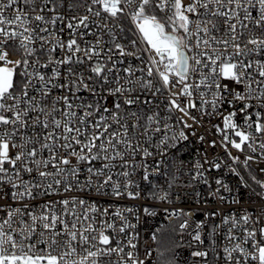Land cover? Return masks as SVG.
Wrapping results in <instances>:
<instances>
[{"label":"snow or ice","instance_id":"snow-or-ice-1","mask_svg":"<svg viewBox=\"0 0 264 264\" xmlns=\"http://www.w3.org/2000/svg\"><path fill=\"white\" fill-rule=\"evenodd\" d=\"M64 4L0 0V264H145L136 234L126 231L135 225L120 211L76 196L46 200L38 212L29 201L61 189L111 188L120 197L136 167L150 178L147 165L135 163L138 155L188 140L186 130L205 118L218 120L212 127L233 163L240 158L232 149L264 150V0H67L62 12ZM124 20L133 34L126 42ZM55 89L67 94L53 96ZM81 91L112 97L111 107L80 100ZM253 159L242 163L249 167ZM203 167L195 165L193 179L203 178ZM189 226L185 220L180 228ZM222 226L224 264H264V219L224 217L213 232ZM204 227L195 223L198 244Z\"/></svg>","mask_w":264,"mask_h":264},{"label":"built area","instance_id":"built-area-1","mask_svg":"<svg viewBox=\"0 0 264 264\" xmlns=\"http://www.w3.org/2000/svg\"><path fill=\"white\" fill-rule=\"evenodd\" d=\"M66 4L67 0H65L64 7L60 11L68 12ZM122 26L124 31L121 32V36L126 42L128 39L133 38V34L128 31L129 25L126 20L122 21ZM57 27H60V25ZM62 36L67 39V30ZM87 39L91 40L92 37H87ZM104 39L107 40L108 38L104 37ZM54 55L58 58L59 51ZM129 61H131V58H129ZM78 70L84 71V68L78 66ZM42 71H48L51 74L50 69ZM85 75H87L86 72ZM63 94H67V92L61 89H55L53 92V96ZM76 95L82 101L93 102L98 100L102 105L108 107H111L113 100L112 97L104 100L99 94L91 96L84 91ZM160 99L163 101V96ZM80 100H75V102L79 103ZM148 107L142 106V110L147 111ZM160 111L163 114V103L160 104ZM179 115V113H176L175 117H179ZM193 115L199 117L200 113L193 110ZM188 122L193 123L190 120ZM215 123H218V120L213 117L211 121L205 118L200 124H193L192 129L186 130L188 140L171 143L167 148L161 146L157 149L145 144V147H149L154 155L143 158L141 153L135 158V163L137 165L141 163L147 165L150 178L147 181L144 180L142 178L145 174L144 168L136 167L131 177L133 183L127 190L122 188L124 194L120 197L112 195L111 188L106 189V194L87 189L83 193L79 191L64 193L61 189L59 195H38L36 200L29 201L32 205L31 210L38 212L40 210L39 206L49 199L58 200L73 196L90 199V202H95L101 209L107 208L111 213L120 211L129 224L135 225L134 228H128L126 231L136 234L137 239L135 242L138 245V254L141 259L145 260V264H158L159 231L167 225H173V229L177 231L175 255L178 264H224L223 259L220 257L223 255V246L227 243L224 238L227 226H222L216 232H213L214 226L221 225L224 217L235 216L238 218L245 214L251 215L254 219L256 217L264 219V188H261L257 182V188L246 185L244 179H241L243 176L239 171V168L244 166L242 162L245 157L251 155L254 159L250 162L249 167L257 173L255 181H264V172L261 171V169H264V150L259 149V147L255 152L248 149L244 152H238L232 149V155L240 158L239 162L233 163L221 144L220 134L212 127ZM27 131L30 135L32 134L31 129ZM200 136H204L203 141L199 139ZM213 140L216 141L215 147L210 146V142ZM156 142L158 141L154 138L153 143ZM37 147L39 146L37 145ZM43 155L47 157V151H44ZM205 159L210 162H219L221 167L219 169L212 168L208 163H205ZM198 162L204 166L201 169L204 176L203 178L193 179L196 175L195 165ZM73 163L75 164V160H73ZM97 165H99V162H97ZM230 168H235L239 175L230 171ZM85 177L86 171L85 168H82L81 183L84 182ZM25 178L27 179V177ZM217 179L227 185L228 189L218 186L215 183ZM205 180H207V183H205ZM169 184H171V188H169ZM218 187L220 191L217 193L216 189ZM128 192L138 195L133 198L127 194ZM165 192L168 193V198L160 199L159 196ZM221 197H223L222 200ZM7 202L15 206V201H12L10 197ZM0 203L4 202L0 201ZM144 209H149L152 214L146 213ZM185 213L189 215H185ZM213 213H216V215H212ZM110 219L117 225L121 223L115 215H112ZM185 220L189 222L190 226L181 229L180 225ZM201 221L205 225L202 231L204 243L198 244L192 240V234L195 230V223ZM153 235L156 236L155 241L152 239ZM197 250H207L209 252L208 257L193 256L192 253ZM146 252H150L151 255L145 256Z\"/></svg>","mask_w":264,"mask_h":264},{"label":"trees","instance_id":"trees-1","mask_svg":"<svg viewBox=\"0 0 264 264\" xmlns=\"http://www.w3.org/2000/svg\"><path fill=\"white\" fill-rule=\"evenodd\" d=\"M239 171L246 185L257 188L258 184L253 179L257 173L253 168L242 166ZM176 234L177 231L173 229V225H167L159 231L158 264H178L175 255L177 250Z\"/></svg>","mask_w":264,"mask_h":264}]
</instances>
